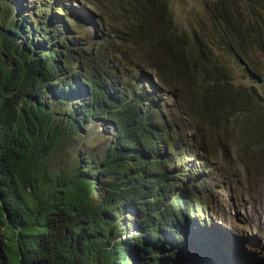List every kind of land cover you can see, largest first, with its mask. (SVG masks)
<instances>
[{
  "label": "trees",
  "instance_id": "1",
  "mask_svg": "<svg viewBox=\"0 0 264 264\" xmlns=\"http://www.w3.org/2000/svg\"><path fill=\"white\" fill-rule=\"evenodd\" d=\"M75 1L0 0V264L204 260L197 248L215 241L208 227L216 187H230L211 176L208 144L222 152L234 136L264 152V76L253 61L243 71L253 87L235 86L220 62L240 58L239 36L252 30L264 53L261 21L237 30L238 44H223L210 60L191 45L189 60L177 28L159 23L157 13L168 18L163 0H103L164 42L161 53L131 62L121 19L97 26V2ZM22 3L32 13L15 15ZM186 84L198 87L196 100ZM90 124L111 130L105 152L54 171L53 159ZM127 225L136 233L121 239ZM213 255L203 264H249L219 243Z\"/></svg>",
  "mask_w": 264,
  "mask_h": 264
},
{
  "label": "rangeland",
  "instance_id": "2",
  "mask_svg": "<svg viewBox=\"0 0 264 264\" xmlns=\"http://www.w3.org/2000/svg\"><path fill=\"white\" fill-rule=\"evenodd\" d=\"M31 1V0H27ZM73 6L76 8L86 7V1L97 2L96 17H101L100 21L121 19L123 27L120 32L123 36L125 57L133 62L138 58L143 61L152 58L156 51L161 53L164 42L157 40L139 28H132L131 19H128L127 11L123 7L125 0H116L123 5L120 13L113 11L115 4L104 2L103 0H76ZM160 0H155L154 4H159ZM167 9L168 18L160 17L157 13L159 23L163 26H174L177 28L180 40L188 47V54L185 56L189 60L195 55L191 45L202 47L206 56L215 58L220 54V48L227 42L237 43L236 31L240 30L245 34L256 21H261L264 28V0H163ZM23 2V1H22ZM263 3V5L260 4ZM23 13H32L34 6L22 3ZM163 14V8L155 9ZM226 16L220 18L221 15ZM171 16V18H170ZM252 16L255 19H250ZM99 17V18H100ZM232 18L229 20V18ZM256 20V21H255ZM257 24V23H256ZM255 24V25H256ZM255 30H252L254 36ZM251 37L239 38L244 41V52L241 57L220 58L222 65L227 66L231 79L235 86L246 89L253 87V82L243 73L249 69V65L254 61L253 68H259L264 76V53L257 49V45ZM245 38V39H244ZM243 43L241 45H243ZM240 47V46H239ZM242 48V47H241ZM136 57V58H135ZM194 63V62H193ZM191 63V68H193ZM195 83V82H194ZM170 84V81H167ZM196 84V83H195ZM173 87V84H172ZM197 86L186 84L185 90L196 100L198 96ZM251 93V92H250ZM249 93V94H250ZM188 104H192L189 102ZM264 106V105H263ZM195 123L200 125L201 121L195 118ZM111 131L101 125H88L76 138L72 145L61 152L52 161V168L58 172L68 170L74 161L81 160L85 153L101 156L109 145ZM220 137H225L223 134ZM225 148L222 152H217L213 144H208L210 158L214 160L211 165V176L225 179L230 187L224 192H219L221 184L216 187L215 202L209 208L211 239L208 243L200 246L206 261L213 263L215 257L213 249L217 243L224 246L226 250L237 255L238 260L249 264H264V152H254L244 141L232 136L226 137ZM209 155V154H208ZM133 231L122 233V238H127Z\"/></svg>",
  "mask_w": 264,
  "mask_h": 264
},
{
  "label": "clouds",
  "instance_id": "3",
  "mask_svg": "<svg viewBox=\"0 0 264 264\" xmlns=\"http://www.w3.org/2000/svg\"><path fill=\"white\" fill-rule=\"evenodd\" d=\"M30 2V1H29ZM75 2H77V1H75ZM28 4V3H27ZM30 4V3H29ZM22 6H23V4H22ZM20 13V14H19ZM14 14L15 15H17L18 14V16H25V14L23 13V10H22V8H19V7H16L15 8V10H14ZM90 125H98V124H90ZM103 127V126H102ZM85 129V128H84ZM84 129H81L80 131L82 132ZM109 130V129H108ZM111 131V130H110ZM111 135H112V133L110 134V139H109V143H110V141H111ZM129 228L133 231V233L132 234H135L136 232L131 228V226H129V225H127V228H126V231H128L129 230ZM125 231V232H126ZM128 238V237H127ZM121 239H126V238H122V235H121ZM197 253H200V254H202V252H200V246L197 248ZM178 259L179 258H182V259H185V260H187V261H189V262H191L192 264H203L204 262L203 261H206V259L204 258V256H203V254H202V259H204V260H194V259H191V258H187V257H181V256H178L177 257ZM177 258H176V260H177ZM176 260H175V262H176Z\"/></svg>",
  "mask_w": 264,
  "mask_h": 264
},
{
  "label": "water",
  "instance_id": "4",
  "mask_svg": "<svg viewBox=\"0 0 264 264\" xmlns=\"http://www.w3.org/2000/svg\"><path fill=\"white\" fill-rule=\"evenodd\" d=\"M175 264H192L191 262L185 260V259H182V258H177Z\"/></svg>",
  "mask_w": 264,
  "mask_h": 264
}]
</instances>
